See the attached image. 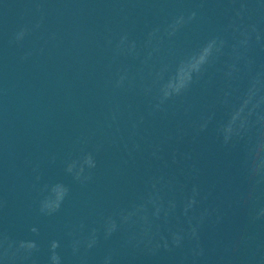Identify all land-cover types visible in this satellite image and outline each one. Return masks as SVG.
I'll list each match as a JSON object with an SVG mask.
<instances>
[{
    "label": "water",
    "instance_id": "1",
    "mask_svg": "<svg viewBox=\"0 0 264 264\" xmlns=\"http://www.w3.org/2000/svg\"><path fill=\"white\" fill-rule=\"evenodd\" d=\"M0 264H264V0H0Z\"/></svg>",
    "mask_w": 264,
    "mask_h": 264
},
{
    "label": "clouds",
    "instance_id": "2",
    "mask_svg": "<svg viewBox=\"0 0 264 264\" xmlns=\"http://www.w3.org/2000/svg\"><path fill=\"white\" fill-rule=\"evenodd\" d=\"M177 94H179V93H177Z\"/></svg>",
    "mask_w": 264,
    "mask_h": 264
}]
</instances>
